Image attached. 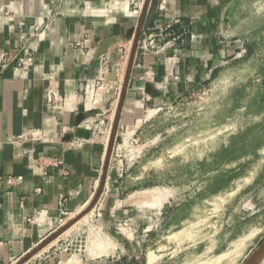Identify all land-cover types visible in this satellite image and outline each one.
<instances>
[{
  "label": "crops",
  "instance_id": "1",
  "mask_svg": "<svg viewBox=\"0 0 264 264\" xmlns=\"http://www.w3.org/2000/svg\"><path fill=\"white\" fill-rule=\"evenodd\" d=\"M145 1L0 0V264H66V236L29 255L112 189L153 110L246 53L237 0H156L133 52Z\"/></svg>",
  "mask_w": 264,
  "mask_h": 264
},
{
  "label": "rangeland",
  "instance_id": "2",
  "mask_svg": "<svg viewBox=\"0 0 264 264\" xmlns=\"http://www.w3.org/2000/svg\"><path fill=\"white\" fill-rule=\"evenodd\" d=\"M233 14L246 53L114 152L117 183L54 238L66 264H243L264 241V0Z\"/></svg>",
  "mask_w": 264,
  "mask_h": 264
},
{
  "label": "water",
  "instance_id": "3",
  "mask_svg": "<svg viewBox=\"0 0 264 264\" xmlns=\"http://www.w3.org/2000/svg\"><path fill=\"white\" fill-rule=\"evenodd\" d=\"M150 0H146L145 1V6H144V10H143V17L141 18L137 28H136V32H135V38H134V46H133V52L135 51L136 47H137V43L139 41V36L141 33L142 28H147L148 25L152 22L154 15L156 13L157 10V1L155 0L152 5L150 6L149 10H148V14L146 16V19L144 20V15L147 9V5L149 3ZM115 41L113 40H105L104 42H102L100 44L99 50L97 52L98 55L103 54L107 48L114 43ZM114 135H115V126L113 128V132L111 134V143L109 145L108 148V152H107V156H106V160H105V170L107 168V164L109 162V157H110V150H111V145H112V141L114 139ZM91 206L88 208L90 209ZM78 220V219H77ZM75 222V221H74ZM71 222L70 224L74 223ZM70 224H68L67 226H65L64 228H62L60 231H58L55 235H53L50 239H48L46 242H44L43 244H41L36 250H34L29 257L33 256L34 254H36L37 252H39L42 248H44L46 245H48L49 243H51L54 238L56 236H58L59 234H61ZM264 258V241L260 244V246L254 250V252H252V254L250 256H248V258L246 259V261L243 264H260L262 262Z\"/></svg>",
  "mask_w": 264,
  "mask_h": 264
},
{
  "label": "built area",
  "instance_id": "4",
  "mask_svg": "<svg viewBox=\"0 0 264 264\" xmlns=\"http://www.w3.org/2000/svg\"><path fill=\"white\" fill-rule=\"evenodd\" d=\"M149 43L152 44L151 41H150ZM29 51H30V49L27 47V48L25 49V52H29ZM29 61H30V58H26V57L19 59L20 66H21V67H25V66H27L28 63H29Z\"/></svg>",
  "mask_w": 264,
  "mask_h": 264
},
{
  "label": "bare ground",
  "instance_id": "5",
  "mask_svg": "<svg viewBox=\"0 0 264 264\" xmlns=\"http://www.w3.org/2000/svg\"><path fill=\"white\" fill-rule=\"evenodd\" d=\"M148 262H152V258H149V259H148Z\"/></svg>",
  "mask_w": 264,
  "mask_h": 264
}]
</instances>
